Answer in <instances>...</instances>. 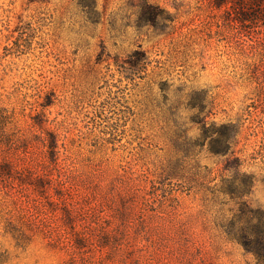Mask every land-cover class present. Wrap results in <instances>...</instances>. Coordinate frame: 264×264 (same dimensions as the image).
<instances>
[{
  "label": "rangeland",
  "instance_id": "obj_1",
  "mask_svg": "<svg viewBox=\"0 0 264 264\" xmlns=\"http://www.w3.org/2000/svg\"><path fill=\"white\" fill-rule=\"evenodd\" d=\"M239 16L0 0V106L24 178L0 189L4 264H259L242 234L264 232V28Z\"/></svg>",
  "mask_w": 264,
  "mask_h": 264
},
{
  "label": "trees",
  "instance_id": "obj_2",
  "mask_svg": "<svg viewBox=\"0 0 264 264\" xmlns=\"http://www.w3.org/2000/svg\"><path fill=\"white\" fill-rule=\"evenodd\" d=\"M211 2L215 7L227 6L230 14L240 15V22L252 21L255 23L260 21L264 28V0H211ZM41 122V119L34 117V124L40 126ZM14 125L12 112L5 106H0V189L7 187L14 179L24 182L23 177H15L18 171L15 168L13 160L9 157L8 149L12 142L10 128ZM54 142L55 139L52 138L51 143H49L50 149L55 146ZM16 230V227L13 228L9 222L4 224V233H11V236L14 238H18ZM242 243L246 251L254 254L259 264H264V232L261 233L254 229L253 233H251L244 229ZM7 258L8 254L6 250L0 245V264H4Z\"/></svg>",
  "mask_w": 264,
  "mask_h": 264
}]
</instances>
